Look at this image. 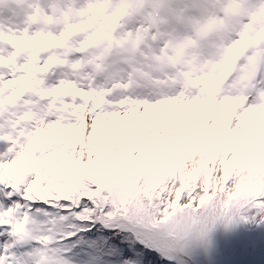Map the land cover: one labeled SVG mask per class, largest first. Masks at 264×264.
I'll list each match as a JSON object with an SVG mask.
<instances>
[{"label":"snow or ice","instance_id":"6c2138e0","mask_svg":"<svg viewBox=\"0 0 264 264\" xmlns=\"http://www.w3.org/2000/svg\"><path fill=\"white\" fill-rule=\"evenodd\" d=\"M2 42L0 264H183L192 242L206 239L216 223L260 219L264 157L249 167V183L256 177L250 191L237 184L219 204L223 187L208 176L201 185L200 168L185 172L189 157L212 143L206 136L187 133L182 141L163 122L119 110L122 101L106 95L108 86L37 78L19 54L35 58L39 34L28 42L0 29ZM65 94L84 99L57 105L55 97Z\"/></svg>","mask_w":264,"mask_h":264},{"label":"rangeland","instance_id":"374dc122","mask_svg":"<svg viewBox=\"0 0 264 264\" xmlns=\"http://www.w3.org/2000/svg\"><path fill=\"white\" fill-rule=\"evenodd\" d=\"M0 29L28 42L39 34L46 42L37 45L35 58L19 54L36 66L52 58L43 81L71 76L77 85L108 86L106 95L122 101L119 110L163 122L182 141L187 133L210 139L203 155L189 157L185 172L200 168L201 185L208 176L223 187L216 193L219 204L236 194L237 184H248L247 191L255 185L249 167L264 157V0H0ZM0 47L7 50V42ZM26 96L37 98L32 91ZM82 99L55 97L57 105ZM210 123L213 130L205 133ZM246 204L241 196L239 206ZM262 222L264 213L250 223H216L203 240L218 252L210 264H243L225 258V237L246 243L247 251L252 246L244 264L250 256L249 264H264V238L251 246L247 240ZM192 244L183 264H199L193 256L204 255Z\"/></svg>","mask_w":264,"mask_h":264},{"label":"trees","instance_id":"16d2710c","mask_svg":"<svg viewBox=\"0 0 264 264\" xmlns=\"http://www.w3.org/2000/svg\"><path fill=\"white\" fill-rule=\"evenodd\" d=\"M39 47L40 48H45L46 47V42L40 41L39 42ZM51 60H52V58H48L46 61H44V63L47 64V70L46 71L48 73H50V74H51V66H52L51 65ZM40 64L41 63H39V65H37V66H36V64H33V72L35 73L37 78H40L41 71L39 70V71L35 72L36 71L35 68L36 67L40 68ZM39 86L42 87L43 85H39ZM251 230H254V231L248 232L250 237H249V239H247L250 246L252 244V241L260 242L264 238V223L262 222V223L258 224L254 229H251ZM238 243H240V244H238ZM192 246H193V249L195 251H196V249H198L199 251L203 252L204 255H205V256L204 255L200 256V255H198L199 253H196L193 256L196 259V261H198L199 264H210L211 261H214V257L216 255V253L218 254V252L215 253L214 246H207V243H205V242L203 244H201V245L198 244L197 246H199V247H197V246H195L193 244H192ZM204 247H205V249H204ZM189 248H190V250H192V247H189ZM228 248H231V249L228 250ZM248 248L250 249L249 251H247L246 243L239 242L238 239H236L235 241L231 240V239L227 240V238L225 237L224 246L222 247L221 250H223V254H224V256H225V258L227 260H235V259H237V260H241V262L244 264L245 263L244 259H245V257L247 256L248 253H251L252 246L248 247ZM225 249L227 251H229V252L225 251ZM232 249H241V252L238 253V254L229 255L228 253H235V252H233ZM215 258L217 259V257H215ZM251 260H253V259L250 256L249 261H251ZM249 261H248V264H249ZM162 264H168V261H163Z\"/></svg>","mask_w":264,"mask_h":264}]
</instances>
